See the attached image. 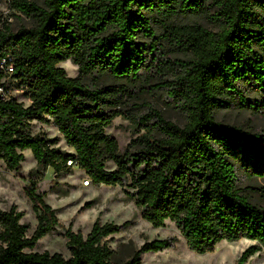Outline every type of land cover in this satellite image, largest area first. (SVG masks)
I'll return each instance as SVG.
<instances>
[{"label":"trees","instance_id":"trees-1","mask_svg":"<svg viewBox=\"0 0 264 264\" xmlns=\"http://www.w3.org/2000/svg\"><path fill=\"white\" fill-rule=\"evenodd\" d=\"M9 7L12 16L34 21L17 30L9 21L0 25V58H11L10 79L31 103L0 95V161L20 170L29 149L39 167L54 168L56 176L77 165L95 185L130 187L143 218L154 227L173 221L193 251H213L223 240H255L236 263L247 264L264 247V205L241 190L236 169L264 176V133L219 121L215 109L224 96L240 94L239 82H254L264 94V0H9ZM204 14L220 29L192 22ZM165 46L190 56L165 58ZM69 59L79 76L58 65ZM6 76L0 70V83ZM105 76L116 82H86ZM153 86L166 87L188 121L181 126L152 109L142 117L147 131L121 153L106 128ZM34 120L55 126L74 151L57 146L58 137L32 133ZM108 161L116 168L108 169ZM26 193L37 228L28 237L24 212L0 207V264H142V253L176 241H146L117 262L108 237L130 222L97 219L86 237L67 230L69 258L32 251L59 219L37 180Z\"/></svg>","mask_w":264,"mask_h":264},{"label":"rangeland","instance_id":"rangeland-1","mask_svg":"<svg viewBox=\"0 0 264 264\" xmlns=\"http://www.w3.org/2000/svg\"><path fill=\"white\" fill-rule=\"evenodd\" d=\"M44 4V0H37ZM11 8L7 0H0V14H8L12 21L0 19V25L9 21L10 28L17 30L21 26H32V18H18L11 15ZM192 22L200 23L207 29L216 31L221 23L207 14L194 17ZM165 58H185L190 53L178 48L165 46L162 50ZM63 67L71 77L80 74L79 66L71 59L58 64ZM171 80L173 77L168 76ZM160 79L154 81L159 83ZM89 84L115 83L108 76L86 78ZM8 96L15 97L26 106L31 100L25 91L18 86L17 81L8 80ZM164 85V84H161ZM147 89L149 92L142 95L137 101L131 102L125 113L116 117L113 123L106 128V133L114 136L118 143L120 152L124 153L131 141L147 131L143 125L147 114L153 109L160 112L167 119L184 126L188 121L187 112L177 102L170 99L166 87ZM239 93L223 97L224 103L215 109L216 118L219 121L240 126L246 130L264 133V94H260L254 82H239ZM259 102L258 104H255ZM156 118H151L149 123L154 124ZM147 123V121H146ZM32 133L44 135L49 138L58 137L57 146L72 152L58 129L52 124L42 123L34 120L32 122ZM25 159L20 170L9 169L3 161H0V207L9 210L13 205L24 212L21 220L27 224L29 229L27 236L31 237L38 224L37 215L33 209V203L26 193V187L32 180L38 181L39 192L44 194V199L56 210L59 224L56 229L40 239L32 251L61 253L69 258L71 251L68 246L67 230L82 233L85 237L90 233L95 221L100 219L102 223L115 222L122 224L130 222L123 227L119 233L108 237L109 245L116 250L115 260L122 262L128 260L133 253L146 241L157 238H176L172 247L158 252L142 253V264H236L241 254L250 246L256 244L255 240L241 238L237 241L223 240L219 242L213 251L198 253L189 248L187 240L182 235L173 221L167 220L162 227H154L142 216L139 208L129 192L130 187L121 185H95L91 182L86 172L73 165L66 167L63 173L56 176L52 167L46 170L39 167L31 150H25ZM71 164V163H69ZM108 169L116 168L113 161L106 164ZM237 182L241 190L247 194L252 201L264 205V176H254L238 166ZM90 180L88 184L86 181ZM1 244V241H0ZM30 251V250H28ZM247 264H264V247L250 256Z\"/></svg>","mask_w":264,"mask_h":264},{"label":"built area","instance_id":"built-area-1","mask_svg":"<svg viewBox=\"0 0 264 264\" xmlns=\"http://www.w3.org/2000/svg\"><path fill=\"white\" fill-rule=\"evenodd\" d=\"M9 2V0H7ZM0 19H8L12 21V18L8 17V14H4L3 16L0 14ZM11 58L8 60L6 58H0V70L4 71L6 73V77L3 79V81L0 83V95H3L5 97H8L7 92H8V80L11 81L10 75L14 71V66L11 63H8ZM71 163V161L69 162ZM88 184L90 183V180L86 181Z\"/></svg>","mask_w":264,"mask_h":264}]
</instances>
